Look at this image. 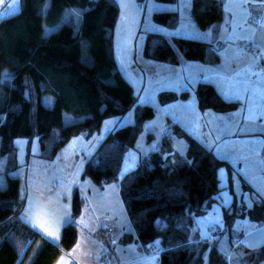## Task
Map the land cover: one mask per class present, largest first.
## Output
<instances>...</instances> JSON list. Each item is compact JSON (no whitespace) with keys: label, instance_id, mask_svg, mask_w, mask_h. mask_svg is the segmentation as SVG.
<instances>
[{"label":"trees","instance_id":"1","mask_svg":"<svg viewBox=\"0 0 264 264\" xmlns=\"http://www.w3.org/2000/svg\"><path fill=\"white\" fill-rule=\"evenodd\" d=\"M45 1L22 0L19 12L0 21V158L7 156V182L0 188V264H55L79 236L77 225L67 223L60 242L54 243L17 219L24 199L20 179L9 174L19 167L16 138L31 140L37 136L41 143L39 156L54 159L73 135L99 130L105 117L125 113L136 101L134 88L115 59L118 1L50 0L44 12ZM67 6L87 9L78 28L72 19L46 34L45 23L61 21ZM223 6L222 0H192L191 14L201 27H206L223 17ZM154 18L171 28L179 22L176 11H156ZM174 44L188 59L207 64L221 60L211 42L174 37ZM145 51L156 59L179 62L175 46L162 34L151 32ZM5 68L11 79L2 81ZM45 92L54 95L53 107L43 104ZM196 93L202 109L224 112L239 104L225 99L211 82L200 81ZM187 95L188 91H168L160 94V100L169 103ZM64 110L80 119L64 125ZM154 116V107L140 106L135 123L107 134L96 160L87 163V171L98 184L119 179L127 150L136 145L144 122ZM171 126L174 134L186 138V156L181 157L175 150L173 136L164 135L160 149L143 156L137 168L121 178V198L136 237L147 249L149 243H158L162 264H204L207 250V264H229L217 244L210 246L199 236H192L181 223L186 218L193 221V215L207 212L219 199L223 188L219 169L227 167L233 179L230 163L180 124ZM244 186L250 187L246 182ZM72 199V214L79 216L83 200L77 188ZM242 216L264 222V199L249 206L244 200L239 203L235 196L231 204L223 206L225 228H231ZM132 237V233H125L121 241L128 242ZM261 260L264 261V244L255 257V262Z\"/></svg>","mask_w":264,"mask_h":264},{"label":"rangeland","instance_id":"2","mask_svg":"<svg viewBox=\"0 0 264 264\" xmlns=\"http://www.w3.org/2000/svg\"><path fill=\"white\" fill-rule=\"evenodd\" d=\"M117 1L120 6V15L115 25V59L118 69L134 88L136 96L134 105L125 113L105 117L99 130L73 135L59 149L54 159H44L39 156L41 143L37 136L31 140L27 137H17L15 143L19 167L9 172L10 176L20 179L21 197L24 199L23 206L17 212L19 222L28 225L54 243L60 242L61 234L60 232L56 233L51 226H58L59 223L61 225L74 223L79 231L78 254L86 259H95V261L104 259L109 264L110 253L113 258L117 256L116 259H112V262L124 259L131 255L132 246L135 245V242L126 246L120 242L115 243L119 235L133 229L119 193L121 178L135 170L143 156L159 150L164 135L173 136L172 142L175 150L181 157L186 156L187 140L174 134L172 123H179L194 137L200 136L201 108L196 85L204 75H208L209 68L212 66L198 59L186 58L174 44V37L213 41L217 34V25L212 27L208 25L205 29L195 21L191 14L192 0H177L175 2L161 0ZM254 2L256 0H224V6L226 8L234 7L237 19L242 20L241 9L245 6H254L252 5ZM49 4L50 0L44 2L42 7L44 12L48 9ZM21 7L22 0H0V21L19 12ZM73 8L75 7L67 6L65 8L61 21L54 24L45 23L46 34L56 30L62 22L68 21L69 10ZM167 9H172L179 14L178 25L174 28L168 27L154 18V12ZM73 20L75 23L74 17ZM239 24L237 21L238 29H240ZM219 28H223V25ZM227 30L224 26V31ZM151 32L162 34L173 43L179 54L178 63L156 59L146 53V44ZM5 70L7 73L9 72L8 68L2 70V81L10 80L4 78ZM168 91H177L178 93L188 91V95L169 103H162L160 94ZM54 101L52 93H43L42 102L46 107H53ZM144 105L154 107L155 116L144 122L136 145L127 150L119 179L98 184L92 173L87 171V163L96 160L98 148L108 133L121 126L135 123L136 110ZM77 119L80 118L69 111H63L64 125ZM18 139L19 143H17ZM6 162L7 156H1L0 188H3L7 182ZM228 172L225 166L219 169L220 185L223 188L218 195L219 199L214 201L211 208L207 212L193 215V221H189L187 218L182 221L181 225L189 229L192 236L200 237L202 231H209L211 225L224 228L223 205L230 204L235 196L239 203L246 200L250 206L253 204L256 194L246 189L242 180L236 175L230 179ZM75 188L83 200V207L79 216L71 217L67 212L71 211ZM28 192L30 193L29 197L33 195L36 200L43 199L45 202L35 203L32 199L31 202L26 200ZM36 207L39 210L42 209V214L37 213ZM25 209H28L27 214H25ZM249 220L248 216L237 218L233 230L241 232L246 229ZM33 223L42 225V227L34 228ZM222 232L228 233V230L224 229ZM11 238L16 246L20 247L17 238L12 235ZM210 246H212V242ZM70 250H65L55 264H58L62 258L64 264H68L71 256L69 258L66 254H69ZM239 253L237 249L235 258ZM207 256L208 250L204 253V264H207ZM257 264H264V261Z\"/></svg>","mask_w":264,"mask_h":264},{"label":"crops","instance_id":"3","mask_svg":"<svg viewBox=\"0 0 264 264\" xmlns=\"http://www.w3.org/2000/svg\"><path fill=\"white\" fill-rule=\"evenodd\" d=\"M222 1L224 5V0ZM252 5L254 6H245L241 9L242 20L237 19L234 7L223 6V17L209 24L210 27L217 25V34L213 41L209 39L205 41L213 43L221 60L217 64H210L212 67L209 68L208 75H204L200 81L213 83L225 99L237 101L239 104L236 108L224 112L201 108L200 136L195 138L213 150L218 157L229 161L233 177L236 175L240 178L243 185L246 182L250 187H244L256 194L253 198L252 205H254L264 199V0H256ZM253 18L260 19V23L253 24L251 22ZM237 21L240 23V29L236 26ZM221 25L223 28H219ZM224 26L227 31H224ZM29 194L28 192L26 200L31 202L32 199L35 203L45 202L43 199L36 200L33 195L29 197ZM36 210L38 214H42V209L36 207ZM67 213L72 217V208ZM234 224L231 228H225V224L224 228L211 225L206 232L207 235L200 238L209 244L211 242L212 245L217 244L227 258L231 254V260L228 259L229 264L261 263L262 260L255 262V257L264 244V222L250 219L248 227L241 232L233 230ZM63 227L64 225L60 223L58 226H51L60 234ZM110 229L109 231L112 232ZM224 229L228 230V233H223ZM125 233L133 234L128 242L121 241ZM125 233L119 235L115 243L120 242L126 246L135 242L132 253L114 262L112 259H116L117 256L113 258L110 253L108 258L109 261L111 260L110 264H151V258H154L155 264H162L161 252H150L144 247L137 239L134 227ZM78 243L79 236L77 243L69 254H66L69 258L71 256L68 264H109L104 259L95 261L79 255ZM237 249L240 253L235 258Z\"/></svg>","mask_w":264,"mask_h":264},{"label":"snow or ice","instance_id":"4","mask_svg":"<svg viewBox=\"0 0 264 264\" xmlns=\"http://www.w3.org/2000/svg\"><path fill=\"white\" fill-rule=\"evenodd\" d=\"M87 11V9H70L69 10V21H71L73 19V17L75 18V24L78 28L79 23L81 22V20L83 19V12ZM4 78L5 79H11V77L9 76V74L7 73V70H5L4 73ZM17 143H19V139L17 140ZM28 213V209H25V214ZM34 228H40L42 227V225H38L37 223H33L32 225ZM49 235H52L51 233H49ZM207 233L203 232L201 233L202 238L204 236H206ZM228 259L231 260V254L228 255ZM58 264H64L63 258L61 259V261L58 262ZM151 264H155L154 258H151Z\"/></svg>","mask_w":264,"mask_h":264},{"label":"built area","instance_id":"5","mask_svg":"<svg viewBox=\"0 0 264 264\" xmlns=\"http://www.w3.org/2000/svg\"><path fill=\"white\" fill-rule=\"evenodd\" d=\"M251 22L255 25H258L260 23V19L258 18H253L251 20ZM148 250L150 252H161L162 251V248L158 245V243L155 241V242H151L148 244Z\"/></svg>","mask_w":264,"mask_h":264},{"label":"bare ground","instance_id":"6","mask_svg":"<svg viewBox=\"0 0 264 264\" xmlns=\"http://www.w3.org/2000/svg\"><path fill=\"white\" fill-rule=\"evenodd\" d=\"M57 263V262H56Z\"/></svg>","mask_w":264,"mask_h":264}]
</instances>
